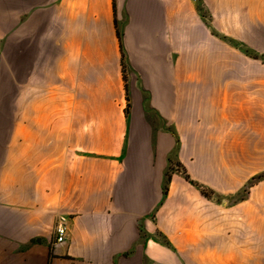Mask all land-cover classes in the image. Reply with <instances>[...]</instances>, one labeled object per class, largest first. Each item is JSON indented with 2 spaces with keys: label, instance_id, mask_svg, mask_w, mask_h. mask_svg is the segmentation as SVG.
I'll use <instances>...</instances> for the list:
<instances>
[{
  "label": "crops",
  "instance_id": "1",
  "mask_svg": "<svg viewBox=\"0 0 264 264\" xmlns=\"http://www.w3.org/2000/svg\"><path fill=\"white\" fill-rule=\"evenodd\" d=\"M171 163L264 173V0H0V264H264V179Z\"/></svg>",
  "mask_w": 264,
  "mask_h": 264
},
{
  "label": "rangeland",
  "instance_id": "2",
  "mask_svg": "<svg viewBox=\"0 0 264 264\" xmlns=\"http://www.w3.org/2000/svg\"><path fill=\"white\" fill-rule=\"evenodd\" d=\"M173 173H178L182 176H184V178L186 180H188L191 184H193L196 189L199 190V192L201 193L202 197H204L205 199L209 200V201H212L214 203H217V204H221V203H224L225 204H232V203H237L239 202L240 200L244 199L247 195V192L249 190V188L254 184L256 183L257 181L259 180H263L264 179V173L259 175V176H256L254 178H251L248 183L244 186V188L242 189V191L240 193H238L237 195L233 196V197H225V196H222L218 193H216L215 191H212L206 187H204L202 184H199L195 181H193L190 177V175L188 174V171L187 169L181 165L180 163H171L170 166H169V176H171Z\"/></svg>",
  "mask_w": 264,
  "mask_h": 264
},
{
  "label": "built area",
  "instance_id": "3",
  "mask_svg": "<svg viewBox=\"0 0 264 264\" xmlns=\"http://www.w3.org/2000/svg\"><path fill=\"white\" fill-rule=\"evenodd\" d=\"M56 239L54 245H60L66 242L68 235V219L65 216H59L55 227Z\"/></svg>",
  "mask_w": 264,
  "mask_h": 264
}]
</instances>
